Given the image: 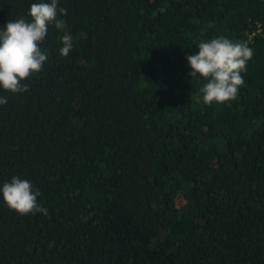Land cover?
<instances>
[{
  "label": "trees",
  "instance_id": "16d2710c",
  "mask_svg": "<svg viewBox=\"0 0 264 264\" xmlns=\"http://www.w3.org/2000/svg\"><path fill=\"white\" fill-rule=\"evenodd\" d=\"M0 0V30L31 4ZM47 60L0 89V264H264V0H58ZM73 48L60 55L62 36ZM224 37L253 56L234 100L203 103L187 56Z\"/></svg>",
  "mask_w": 264,
  "mask_h": 264
},
{
  "label": "clouds",
  "instance_id": "9594fccd",
  "mask_svg": "<svg viewBox=\"0 0 264 264\" xmlns=\"http://www.w3.org/2000/svg\"><path fill=\"white\" fill-rule=\"evenodd\" d=\"M67 14L66 9L58 7V0H50L31 4L29 21L22 17L8 21L0 30V89L13 94L27 91L28 85L22 82L39 73L47 60L40 45L48 35L49 26L64 30L65 21L58 17ZM61 43L60 55L66 57L73 48L72 37L65 33ZM252 56V49L243 42L234 43L224 37L201 42L197 53L186 59L191 68L189 76L206 81L200 89L203 103L223 104L234 100L244 84L241 73L247 70ZM6 103V97L0 98V105ZM39 195L30 181L18 176L0 187L3 202L21 216L40 212L47 215V209L38 205Z\"/></svg>",
  "mask_w": 264,
  "mask_h": 264
}]
</instances>
